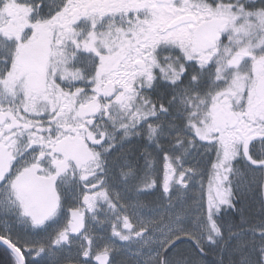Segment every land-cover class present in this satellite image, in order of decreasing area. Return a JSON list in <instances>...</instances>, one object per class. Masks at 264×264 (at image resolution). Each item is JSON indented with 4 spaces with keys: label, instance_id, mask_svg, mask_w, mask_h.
I'll return each mask as SVG.
<instances>
[{
    "label": "snow or ice",
    "instance_id": "1",
    "mask_svg": "<svg viewBox=\"0 0 264 264\" xmlns=\"http://www.w3.org/2000/svg\"><path fill=\"white\" fill-rule=\"evenodd\" d=\"M7 264H264V0H0Z\"/></svg>",
    "mask_w": 264,
    "mask_h": 264
},
{
    "label": "trees",
    "instance_id": "2",
    "mask_svg": "<svg viewBox=\"0 0 264 264\" xmlns=\"http://www.w3.org/2000/svg\"><path fill=\"white\" fill-rule=\"evenodd\" d=\"M8 256L4 253L3 249L0 248V264H7Z\"/></svg>",
    "mask_w": 264,
    "mask_h": 264
}]
</instances>
